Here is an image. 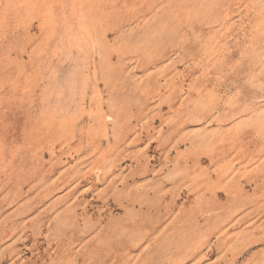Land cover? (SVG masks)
Instances as JSON below:
<instances>
[{"label": "rangeland", "instance_id": "obj_1", "mask_svg": "<svg viewBox=\"0 0 264 264\" xmlns=\"http://www.w3.org/2000/svg\"><path fill=\"white\" fill-rule=\"evenodd\" d=\"M0 264H264V0H0Z\"/></svg>", "mask_w": 264, "mask_h": 264}]
</instances>
